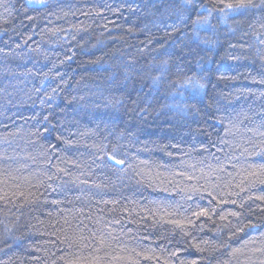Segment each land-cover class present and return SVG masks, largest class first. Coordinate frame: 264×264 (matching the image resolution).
Masks as SVG:
<instances>
[{
  "label": "trees",
  "instance_id": "1",
  "mask_svg": "<svg viewBox=\"0 0 264 264\" xmlns=\"http://www.w3.org/2000/svg\"><path fill=\"white\" fill-rule=\"evenodd\" d=\"M224 2L254 7L0 0V264H264L262 202L239 208L264 195L241 183L264 151V0ZM160 67L204 84L188 116L146 87Z\"/></svg>",
  "mask_w": 264,
  "mask_h": 264
},
{
  "label": "bare ground",
  "instance_id": "2",
  "mask_svg": "<svg viewBox=\"0 0 264 264\" xmlns=\"http://www.w3.org/2000/svg\"><path fill=\"white\" fill-rule=\"evenodd\" d=\"M149 2L153 3V4H157V5H161V3H164L166 0H148ZM57 2V1H55ZM223 6H221L220 8H222ZM220 8L218 10H214L213 12L210 13V15L214 18H216V20L220 23L223 24L224 20H226L227 18L232 21L233 19H235V17L243 15L245 11H247L249 8H243V9H238L236 11L233 12V10L230 9H224V11L222 12L220 10ZM208 22V21H206ZM206 25V24H205ZM208 26H204L203 30H207ZM108 42H105V45L107 46ZM198 76L201 77V74H199ZM189 77V76H187ZM181 78L178 80H173L171 81L170 76H168V71L166 68H155L153 70V73L146 78V87L148 86V88L152 89L155 93L158 92L161 88L165 89L164 87H166L168 85V83L171 82V85L169 88V90L167 91V95H166V102H165V106L164 109L162 111L165 112L166 114L168 112H170L171 110L178 112L179 116H188V109L187 104H192L195 101H199V100H203L204 96H205V89H204V84L198 80H196L194 82V80L192 78ZM44 86H42L41 88H43V90L45 89V85L46 82L43 83ZM145 88V87H143ZM144 90V89H143ZM174 107H177L178 109H175ZM109 156H113L112 155H106L105 159L108 163L113 164L119 168H123V165H116L114 163V161H110L108 159ZM116 158H118L119 156L114 155Z\"/></svg>",
  "mask_w": 264,
  "mask_h": 264
},
{
  "label": "snow or ice",
  "instance_id": "3",
  "mask_svg": "<svg viewBox=\"0 0 264 264\" xmlns=\"http://www.w3.org/2000/svg\"><path fill=\"white\" fill-rule=\"evenodd\" d=\"M40 3H44L45 0H39ZM218 2L220 4L223 5V7L220 9L222 12L224 11V9H230V10H238V9H243V8H247V7H254V5H251V3L249 2V4H244V3H238V4H233V3H225L224 0H218ZM199 23V22H198ZM46 119V118H45ZM56 146L52 145V148L54 149ZM257 156L261 157V163L259 165V170H248L247 171V175L245 176L244 180L241 181V183L243 184L245 181H247L249 183V185L254 184V183H260V184H264V151H261L259 153H256ZM108 159L110 161H114V163L116 165H123L125 163L124 160H120L117 159L114 155L113 156H109ZM58 171H63V169H58ZM5 176L8 175V173L4 174ZM49 179H51V177H48ZM250 178V179H249ZM189 179H191V177H189ZM6 182V181H3ZM240 185H237V187H239ZM35 187V186H33ZM49 187H51L49 185ZM166 191V189H165ZM194 192L199 193V189H193ZM207 191V190H206ZM241 191H244L243 188H241ZM14 195H19V196H24L25 199H27L28 196H32V197H36V193L33 192H29L27 193V195H25L24 192H19V193H14ZM207 195L209 197V205L212 204V202L214 200H217V197L213 195V193L211 191L207 192ZM233 194L231 192L229 193H220V199L217 201V203L219 204H223V205H227L229 203H231L232 205H237V201L230 199V197ZM236 195H239V193H236ZM5 196H7V193H5ZM201 199H203V196H201ZM248 201H252V203L247 205V208L245 209V205H244V201L243 198L239 204V208L241 210H246L247 212L251 213L253 211V204L255 203V201H260L262 202V204H258L256 205V210H258L260 212V214L262 216H264V195L262 196H251L249 195L247 197ZM53 203H56V201H53ZM107 203V202H106ZM215 212L214 208H210V207H201L199 205H197L196 210H193L191 212V217H194L195 219H200L202 217H207L210 218L211 215ZM229 215L234 216V217H239L241 215V211H233L230 212ZM226 216H221L220 219L224 220L226 219ZM194 221L191 218H187V223L188 224H192ZM171 223L175 224L177 227H183L182 223L180 221H171ZM256 224L254 223H248V224H242L240 228L237 229V231H243L244 228H255ZM118 259V258H117ZM193 264H196L195 261H193Z\"/></svg>",
  "mask_w": 264,
  "mask_h": 264
}]
</instances>
